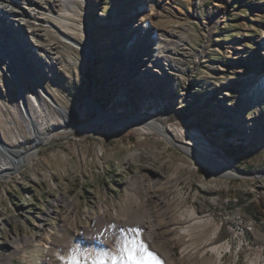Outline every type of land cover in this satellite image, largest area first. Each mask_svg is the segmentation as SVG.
<instances>
[{"label":"rangeland","instance_id":"rangeland-1","mask_svg":"<svg viewBox=\"0 0 264 264\" xmlns=\"http://www.w3.org/2000/svg\"><path fill=\"white\" fill-rule=\"evenodd\" d=\"M37 8L29 70L0 71V264H83L80 246L109 264L121 245L145 264H264V0ZM100 112L157 117L235 175Z\"/></svg>","mask_w":264,"mask_h":264},{"label":"bare ground","instance_id":"bare-ground-1","mask_svg":"<svg viewBox=\"0 0 264 264\" xmlns=\"http://www.w3.org/2000/svg\"><path fill=\"white\" fill-rule=\"evenodd\" d=\"M159 1L160 0H148L149 10L153 11L155 5ZM38 3L41 7L43 3H46V0H0V71L5 70L6 74L10 77L16 79L19 78V73L17 72V67L19 65H21L24 70H29L27 61L29 60V57H31V54L27 52L25 46H27L29 36L32 37L33 34L31 33V31L29 32V30H27L23 25L26 22L27 14L31 15V13L36 12V10H41L37 8L39 7ZM50 25L58 26L53 22H50ZM61 37L64 40L72 41L70 35L63 30L61 33ZM32 77L35 78L36 81L38 80L37 77ZM25 92L26 91H22V95L19 97L20 101H25L28 100L27 98H29L31 102H33V105H35L37 109L42 112L43 107L41 105V101H44V99L40 98L39 95L42 94L47 100H49L43 88L38 90V92L40 93L39 95H31L32 97H27ZM45 103L46 102L44 101L43 106H46L47 108L48 106ZM58 109H60L65 116H67L68 118L70 117V113L64 110L62 107L58 106ZM22 116L24 118L28 116L33 120V115L31 116V114H29L27 108L22 109ZM94 121H114L116 125L135 127L139 131H154L162 136L166 141L177 145L185 152L191 154V156L197 163L202 165L211 164L212 168H214L217 172L228 176L235 175L225 162L221 161L220 159H216L213 155L207 153L203 145L199 143V147H195L189 141L178 139L175 134L171 132L172 130L167 127L161 119L152 115H145L140 112L126 117H120L113 113L100 112L98 118ZM37 131V133L39 134V130ZM46 139V137L39 136L38 143L46 141ZM6 147V145L1 144L0 142V148H4L7 151ZM11 150L16 151L14 148H11ZM17 152L23 155L24 158H30L36 153L35 150H17ZM79 250H81L86 257L83 264H99V260L97 258L98 251H96L95 248L91 246H80ZM105 255L106 257H109V264H114L113 260L111 259V255ZM122 262L123 258L117 261L116 264H122Z\"/></svg>","mask_w":264,"mask_h":264},{"label":"snow or ice","instance_id":"snow-or-ice-1","mask_svg":"<svg viewBox=\"0 0 264 264\" xmlns=\"http://www.w3.org/2000/svg\"><path fill=\"white\" fill-rule=\"evenodd\" d=\"M130 243H135L134 241ZM137 249H130L123 245H121V249L117 252L111 255V259L113 260L114 264H116L117 261L121 260L123 258V264H145L146 259H158L155 255V253L148 251L146 248H144L143 245L140 246L139 251H143L146 253V255H136ZM75 260V257L73 258ZM99 264H103V260L99 261Z\"/></svg>","mask_w":264,"mask_h":264},{"label":"trees","instance_id":"trees-1","mask_svg":"<svg viewBox=\"0 0 264 264\" xmlns=\"http://www.w3.org/2000/svg\"><path fill=\"white\" fill-rule=\"evenodd\" d=\"M256 210L260 213V214H264V212H261V211H264V200H261L259 202V204H257L256 206Z\"/></svg>","mask_w":264,"mask_h":264}]
</instances>
